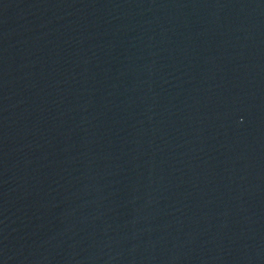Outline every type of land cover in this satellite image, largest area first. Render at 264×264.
I'll return each instance as SVG.
<instances>
[{
	"label": "water",
	"instance_id": "water-1",
	"mask_svg": "<svg viewBox=\"0 0 264 264\" xmlns=\"http://www.w3.org/2000/svg\"><path fill=\"white\" fill-rule=\"evenodd\" d=\"M0 264H264V0H0Z\"/></svg>",
	"mask_w": 264,
	"mask_h": 264
}]
</instances>
